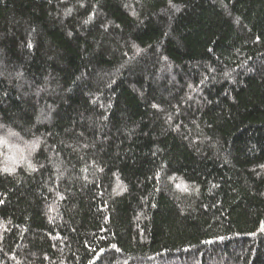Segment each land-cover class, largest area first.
<instances>
[{
  "label": "trees",
  "instance_id": "obj_1",
  "mask_svg": "<svg viewBox=\"0 0 264 264\" xmlns=\"http://www.w3.org/2000/svg\"><path fill=\"white\" fill-rule=\"evenodd\" d=\"M0 264H264V0H0Z\"/></svg>",
  "mask_w": 264,
  "mask_h": 264
}]
</instances>
